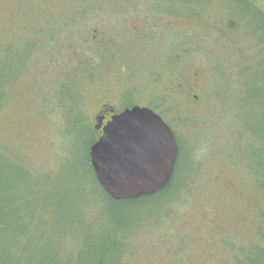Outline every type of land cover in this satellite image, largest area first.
I'll return each instance as SVG.
<instances>
[{
	"label": "rangeland",
	"instance_id": "obj_1",
	"mask_svg": "<svg viewBox=\"0 0 264 264\" xmlns=\"http://www.w3.org/2000/svg\"><path fill=\"white\" fill-rule=\"evenodd\" d=\"M263 11L0 0V264H264V89L246 75L263 67ZM135 105L172 128L176 178L116 204L88 164L90 131Z\"/></svg>",
	"mask_w": 264,
	"mask_h": 264
},
{
	"label": "water",
	"instance_id": "obj_2",
	"mask_svg": "<svg viewBox=\"0 0 264 264\" xmlns=\"http://www.w3.org/2000/svg\"><path fill=\"white\" fill-rule=\"evenodd\" d=\"M89 147L98 184L115 201L136 200L158 193L169 184L178 154L172 128L151 108L132 106L113 114Z\"/></svg>",
	"mask_w": 264,
	"mask_h": 264
},
{
	"label": "trees",
	"instance_id": "obj_3",
	"mask_svg": "<svg viewBox=\"0 0 264 264\" xmlns=\"http://www.w3.org/2000/svg\"><path fill=\"white\" fill-rule=\"evenodd\" d=\"M256 10H257V14L259 15H261L262 13L257 9V8H255ZM257 26V28L260 30V31H262L263 32V35H260V34H257V35H259L260 37H257L258 38V41H256V49H257V51L259 52V53H263V59H264V11H263V24L261 25V24H257L256 25ZM256 34V33H255ZM249 60H250V58H249ZM251 62V61H250ZM253 63H254V61H253ZM252 67H254L253 69H252V71H248L247 72V77H249V83L250 82H252V84H254V83H257V82H261L262 80H263V89H264V62H263V67H256V66H254L253 64H252ZM60 87L61 86H66V85H63V84H60L59 85ZM251 86V85H250ZM264 96V95H263ZM264 98V97H263ZM263 104H264V100H263ZM78 107V105H75V103H74V107H73V110H76V108ZM79 123H81V124H84V125H88L89 123H87L86 121H84L81 117H80V119H79ZM90 125V124H89ZM90 127H91V125H90ZM90 133H91V141H90V146L94 143V141L97 139V137H98V134H97V132L91 127V131H90ZM88 158H89V156H88ZM89 166H90V168H91V170H93L92 169V167H91V164H90V160H89ZM176 163H175V167H174V170H173V174H172V178H171V180H170V182H169V184L167 185V187L165 188V189H163V190H161V191H159L158 193H156V195H161V194H166L167 192H169L170 190H171V188H172V186H173V184H174V180H175V174H176ZM94 173V172H93ZM96 178V177H95ZM98 183V182H97ZM183 185V184H182ZM100 186V185H99ZM101 188V187H100ZM181 188V186L179 187V189ZM178 189V190H179ZM102 190V189H101ZM102 192L104 193V191L102 190ZM176 193H178V192H176ZM105 194V193H104ZM106 195V194H105ZM155 195V194H154ZM107 196V195H106ZM108 197V196H107ZM147 197H151V196H147ZM147 197H143V199H146ZM109 198V197H108ZM175 198V197H174ZM111 199V198H110ZM138 200H142V199H138ZM138 200H132V201H116V202H114V203H116V204H121V203H127V202H136V201H138ZM171 200H173V198L172 199H170V200H168V201H166V204H165V208H166V206H167V204H168V202H170ZM23 205V204H22ZM21 205V207H23ZM18 207V206H17ZM118 234V236H117V239H119V240H122L123 242H125V238H124V235H123V232H122V230H120V232L119 233H117ZM126 236V235H125ZM122 244H124V243H122Z\"/></svg>",
	"mask_w": 264,
	"mask_h": 264
},
{
	"label": "flooded vegetation",
	"instance_id": "obj_4",
	"mask_svg": "<svg viewBox=\"0 0 264 264\" xmlns=\"http://www.w3.org/2000/svg\"><path fill=\"white\" fill-rule=\"evenodd\" d=\"M130 107V106H128ZM128 107H125V108H128ZM120 111H117V110H113V109H107L106 112H103L101 113V115H98V116H103L104 119H103V124L110 119V117L113 115V114H116ZM97 134H99V132H97Z\"/></svg>",
	"mask_w": 264,
	"mask_h": 264
}]
</instances>
